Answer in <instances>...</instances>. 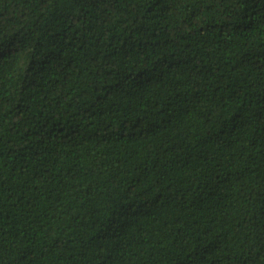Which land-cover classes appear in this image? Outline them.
I'll use <instances>...</instances> for the list:
<instances>
[{
  "label": "trees",
  "instance_id": "obj_1",
  "mask_svg": "<svg viewBox=\"0 0 264 264\" xmlns=\"http://www.w3.org/2000/svg\"><path fill=\"white\" fill-rule=\"evenodd\" d=\"M0 264H264V0H0Z\"/></svg>",
  "mask_w": 264,
  "mask_h": 264
}]
</instances>
